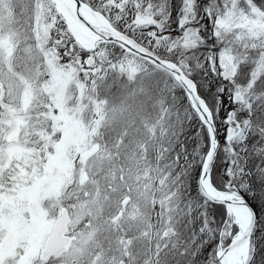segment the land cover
I'll return each instance as SVG.
<instances>
[{
	"label": "snow or ice",
	"instance_id": "obj_1",
	"mask_svg": "<svg viewBox=\"0 0 264 264\" xmlns=\"http://www.w3.org/2000/svg\"><path fill=\"white\" fill-rule=\"evenodd\" d=\"M0 264H264V0H0Z\"/></svg>",
	"mask_w": 264,
	"mask_h": 264
}]
</instances>
